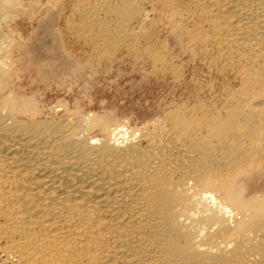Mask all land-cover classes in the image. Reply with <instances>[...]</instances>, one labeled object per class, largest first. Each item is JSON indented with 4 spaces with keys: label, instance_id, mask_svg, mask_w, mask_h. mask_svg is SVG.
I'll return each mask as SVG.
<instances>
[{
    "label": "bare ground",
    "instance_id": "1",
    "mask_svg": "<svg viewBox=\"0 0 264 264\" xmlns=\"http://www.w3.org/2000/svg\"><path fill=\"white\" fill-rule=\"evenodd\" d=\"M70 1L97 46L189 18L237 89L137 124L46 107L12 81L23 0H0V264H264V0Z\"/></svg>",
    "mask_w": 264,
    "mask_h": 264
},
{
    "label": "rangeland",
    "instance_id": "2",
    "mask_svg": "<svg viewBox=\"0 0 264 264\" xmlns=\"http://www.w3.org/2000/svg\"><path fill=\"white\" fill-rule=\"evenodd\" d=\"M70 3L23 0L24 14L10 25L19 60L12 81L41 105L59 103L72 111L107 114L137 124L180 107L190 110L198 102L219 108L237 89L233 72L220 71L212 47H197L190 36L179 40L193 34L189 18L177 30V17L150 12L153 23L140 31L134 44L97 46L68 29ZM42 28L48 34L45 39L38 36ZM154 52L163 53L164 64L150 58Z\"/></svg>",
    "mask_w": 264,
    "mask_h": 264
}]
</instances>
